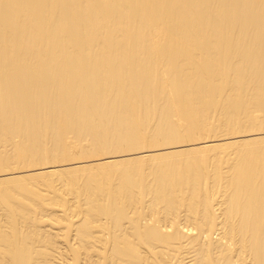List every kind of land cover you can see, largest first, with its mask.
Returning <instances> with one entry per match:
<instances>
[{
  "label": "bare ground",
  "instance_id": "obj_1",
  "mask_svg": "<svg viewBox=\"0 0 264 264\" xmlns=\"http://www.w3.org/2000/svg\"><path fill=\"white\" fill-rule=\"evenodd\" d=\"M0 184V264H264V0H0Z\"/></svg>",
  "mask_w": 264,
  "mask_h": 264
},
{
  "label": "rangeland",
  "instance_id": "obj_2",
  "mask_svg": "<svg viewBox=\"0 0 264 264\" xmlns=\"http://www.w3.org/2000/svg\"><path fill=\"white\" fill-rule=\"evenodd\" d=\"M0 190H8L9 193H14L15 192L13 184H0ZM59 242L63 243V241L61 242V240H59Z\"/></svg>",
  "mask_w": 264,
  "mask_h": 264
}]
</instances>
